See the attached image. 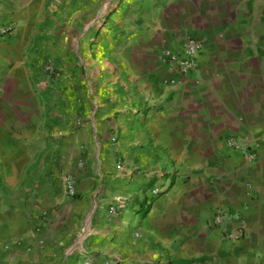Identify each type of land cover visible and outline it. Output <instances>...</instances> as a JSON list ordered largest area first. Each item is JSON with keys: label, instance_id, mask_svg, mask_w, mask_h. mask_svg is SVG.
Returning a JSON list of instances; mask_svg holds the SVG:
<instances>
[{"label": "crops", "instance_id": "1", "mask_svg": "<svg viewBox=\"0 0 264 264\" xmlns=\"http://www.w3.org/2000/svg\"><path fill=\"white\" fill-rule=\"evenodd\" d=\"M59 1L0 0V264H264V0H129L90 71ZM187 37L183 76L160 55Z\"/></svg>", "mask_w": 264, "mask_h": 264}, {"label": "rangeland", "instance_id": "2", "mask_svg": "<svg viewBox=\"0 0 264 264\" xmlns=\"http://www.w3.org/2000/svg\"><path fill=\"white\" fill-rule=\"evenodd\" d=\"M128 1L115 0L113 3L109 0H60L56 3L53 8L56 17L51 39L57 50H61L60 56L70 61L80 59L85 63L83 70L90 71V63L95 57L103 56L109 49L113 26L121 23L123 17L126 18ZM95 33L98 36L93 37ZM48 63L54 66L52 71H47L52 79L59 84H70L71 81L63 82V64L60 65L55 59Z\"/></svg>", "mask_w": 264, "mask_h": 264}, {"label": "built area", "instance_id": "3", "mask_svg": "<svg viewBox=\"0 0 264 264\" xmlns=\"http://www.w3.org/2000/svg\"><path fill=\"white\" fill-rule=\"evenodd\" d=\"M4 34H9L13 32V28L7 27L2 30ZM203 42L201 40H197L192 37H187L184 39V47L181 52H176L173 50H164L161 55L160 59L161 61L168 66V68L174 72L178 73L180 75L186 76L190 72H192L197 67V55L203 48ZM53 64H47L46 69L47 71L53 70ZM172 83H175V81H172ZM2 89V84L0 82V90ZM112 142H116L117 138L113 136L111 138ZM230 145L242 150L248 161L250 163H254L257 159V155L254 152V146L252 144L242 145V141L237 139H231ZM118 169H123L122 164L118 163ZM67 195L68 197H75L76 196V186H75V180L72 176L67 177ZM158 191V189L156 190ZM111 213H116L117 210L114 206L110 208ZM234 219H237V216L235 214L230 213H220L216 217L215 221L218 225H223L226 220L229 222H232ZM246 228L245 224H241L239 230L233 231L232 233H229V237L231 238H238L240 233ZM84 264H94L91 259H87Z\"/></svg>", "mask_w": 264, "mask_h": 264}, {"label": "trees", "instance_id": "4", "mask_svg": "<svg viewBox=\"0 0 264 264\" xmlns=\"http://www.w3.org/2000/svg\"><path fill=\"white\" fill-rule=\"evenodd\" d=\"M96 36H98V33H95V34L93 35V37H96Z\"/></svg>", "mask_w": 264, "mask_h": 264}]
</instances>
